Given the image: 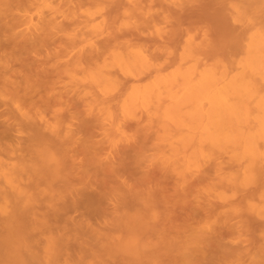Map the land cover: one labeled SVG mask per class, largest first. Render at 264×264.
<instances>
[{
  "label": "bare ground",
  "instance_id": "obj_1",
  "mask_svg": "<svg viewBox=\"0 0 264 264\" xmlns=\"http://www.w3.org/2000/svg\"><path fill=\"white\" fill-rule=\"evenodd\" d=\"M0 264H264V0H0Z\"/></svg>",
  "mask_w": 264,
  "mask_h": 264
},
{
  "label": "rangeland",
  "instance_id": "obj_2",
  "mask_svg": "<svg viewBox=\"0 0 264 264\" xmlns=\"http://www.w3.org/2000/svg\"><path fill=\"white\" fill-rule=\"evenodd\" d=\"M0 234H1V230H0ZM0 246H1V244H0ZM30 264H36V262L35 261H33L32 259H29V261H28Z\"/></svg>",
  "mask_w": 264,
  "mask_h": 264
}]
</instances>
